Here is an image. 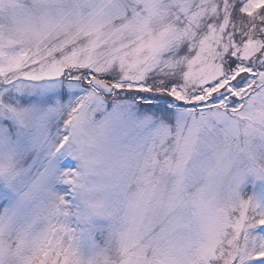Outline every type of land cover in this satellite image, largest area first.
Wrapping results in <instances>:
<instances>
[{"label":"snow or ice","instance_id":"6c2138e0","mask_svg":"<svg viewBox=\"0 0 264 264\" xmlns=\"http://www.w3.org/2000/svg\"><path fill=\"white\" fill-rule=\"evenodd\" d=\"M0 264H264V0H0Z\"/></svg>","mask_w":264,"mask_h":264}]
</instances>
